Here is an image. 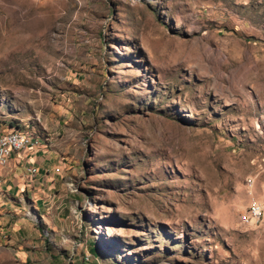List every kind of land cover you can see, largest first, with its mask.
<instances>
[{"label": "rangeland", "instance_id": "obj_1", "mask_svg": "<svg viewBox=\"0 0 264 264\" xmlns=\"http://www.w3.org/2000/svg\"><path fill=\"white\" fill-rule=\"evenodd\" d=\"M13 131L54 159L0 264H264V0H0Z\"/></svg>", "mask_w": 264, "mask_h": 264}, {"label": "crops", "instance_id": "obj_2", "mask_svg": "<svg viewBox=\"0 0 264 264\" xmlns=\"http://www.w3.org/2000/svg\"><path fill=\"white\" fill-rule=\"evenodd\" d=\"M41 144L42 143L40 142V147ZM40 147L38 149H27L20 154L14 155L7 166V168L9 167L10 173L4 174L2 170H0V175L3 176V182H0V187L2 186L4 188L3 192L6 194L5 203L9 205L15 204L18 209H21L22 205L21 203H18L16 193L21 192L22 194H25L29 200L35 201L34 182L42 180L44 183L45 177H51V173H47V171L43 170L49 167L54 158L51 154L47 156L44 155V153H41ZM30 170H35V173H31ZM11 179H17L20 183L16 184L14 181H10ZM35 204L37 206L35 205L34 209L40 212V209L43 207V201L41 202L40 200H37L35 201ZM87 255L90 254L87 253ZM90 256H94L97 261L99 259V256L97 257L93 252ZM91 261L92 260L90 259V262Z\"/></svg>", "mask_w": 264, "mask_h": 264}, {"label": "built area", "instance_id": "obj_3", "mask_svg": "<svg viewBox=\"0 0 264 264\" xmlns=\"http://www.w3.org/2000/svg\"><path fill=\"white\" fill-rule=\"evenodd\" d=\"M27 149H37L35 144L30 143V141H25L23 139H16L14 136L10 138L8 149L6 155H0V168H6V161H11L14 155L20 154ZM31 173H35V170H30ZM263 212H258L254 205H250V210L248 213V220L259 222L262 218ZM90 261V260H88Z\"/></svg>", "mask_w": 264, "mask_h": 264}, {"label": "bare ground", "instance_id": "obj_4", "mask_svg": "<svg viewBox=\"0 0 264 264\" xmlns=\"http://www.w3.org/2000/svg\"><path fill=\"white\" fill-rule=\"evenodd\" d=\"M13 136L16 139H23L25 141H30V143L34 144V139L30 135L22 133L20 131H13L0 137V155H6L10 138H12ZM9 163L10 161H6V167ZM253 205L256 207V210L258 212H263L258 202L253 203Z\"/></svg>", "mask_w": 264, "mask_h": 264}, {"label": "trees", "instance_id": "obj_5", "mask_svg": "<svg viewBox=\"0 0 264 264\" xmlns=\"http://www.w3.org/2000/svg\"><path fill=\"white\" fill-rule=\"evenodd\" d=\"M91 250L97 257L98 256L100 257L101 252H100L99 246L97 244L93 243L91 246Z\"/></svg>", "mask_w": 264, "mask_h": 264}]
</instances>
